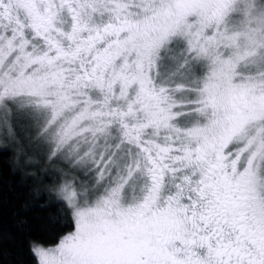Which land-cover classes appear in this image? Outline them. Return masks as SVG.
I'll list each match as a JSON object with an SVG mask.
<instances>
[{"label":"snow or ice","instance_id":"obj_1","mask_svg":"<svg viewBox=\"0 0 264 264\" xmlns=\"http://www.w3.org/2000/svg\"><path fill=\"white\" fill-rule=\"evenodd\" d=\"M0 264H264V0H0Z\"/></svg>","mask_w":264,"mask_h":264},{"label":"trees","instance_id":"obj_2","mask_svg":"<svg viewBox=\"0 0 264 264\" xmlns=\"http://www.w3.org/2000/svg\"><path fill=\"white\" fill-rule=\"evenodd\" d=\"M39 212V209L38 208H34V209H30L29 210V215H35L36 213ZM22 260L25 259V257L23 255H21L20 257Z\"/></svg>","mask_w":264,"mask_h":264}]
</instances>
